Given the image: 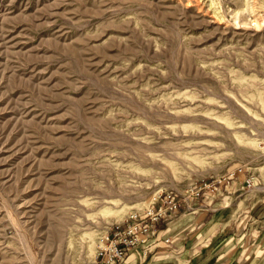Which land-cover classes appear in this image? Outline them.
<instances>
[{"label": "rangeland", "instance_id": "obj_1", "mask_svg": "<svg viewBox=\"0 0 264 264\" xmlns=\"http://www.w3.org/2000/svg\"><path fill=\"white\" fill-rule=\"evenodd\" d=\"M250 194L264 0H0V264H92L160 197Z\"/></svg>", "mask_w": 264, "mask_h": 264}, {"label": "crops", "instance_id": "obj_2", "mask_svg": "<svg viewBox=\"0 0 264 264\" xmlns=\"http://www.w3.org/2000/svg\"><path fill=\"white\" fill-rule=\"evenodd\" d=\"M225 198L206 196L193 213L155 223L156 234L131 249L126 264H264V199L239 195L232 200L242 204L231 209L219 204Z\"/></svg>", "mask_w": 264, "mask_h": 264}, {"label": "built area", "instance_id": "obj_3", "mask_svg": "<svg viewBox=\"0 0 264 264\" xmlns=\"http://www.w3.org/2000/svg\"><path fill=\"white\" fill-rule=\"evenodd\" d=\"M219 184L221 180L217 181ZM246 189L253 188V178L246 177L243 182ZM199 189L191 196H199ZM192 200V199H191ZM156 208H149L141 214L134 215L124 223L113 225L101 238L92 264H126L128 252L138 245L145 244L156 234L153 225L161 220L178 215L183 210L182 199L175 201L174 197L167 195L159 198Z\"/></svg>", "mask_w": 264, "mask_h": 264}]
</instances>
